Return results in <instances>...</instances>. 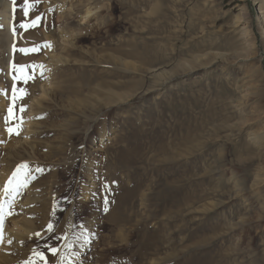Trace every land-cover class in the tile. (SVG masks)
I'll list each match as a JSON object with an SVG mask.
<instances>
[{
    "label": "rangeland",
    "instance_id": "1",
    "mask_svg": "<svg viewBox=\"0 0 264 264\" xmlns=\"http://www.w3.org/2000/svg\"><path fill=\"white\" fill-rule=\"evenodd\" d=\"M2 2L10 8L0 6V134L8 130L10 106L15 131L0 138V169L14 165L8 196L27 180L39 202L31 206L30 238L6 242L1 264H264V37L256 1L164 0L153 13L156 0H145L127 14L130 23L121 21L124 9L115 10L113 0ZM104 4L106 11L83 26L114 19L115 29L79 45L108 53L117 40L146 41L149 60L123 58L145 73L123 74L64 51L69 56L52 61L60 71L52 98L35 107L39 146L19 148V161H6L4 150L24 138L17 116L30 96H39L45 64L61 51L60 35L80 27L87 7ZM237 14L245 21L236 25ZM36 17L38 24L26 27ZM245 75L253 80L251 93L239 107L236 85ZM21 80L27 91L17 95L13 86ZM96 80L130 96L106 105L110 95L97 94ZM70 87L78 95L62 93ZM80 94L89 104L82 111L74 107ZM7 200L1 205L8 213L25 214Z\"/></svg>",
    "mask_w": 264,
    "mask_h": 264
},
{
    "label": "bare ground",
    "instance_id": "2",
    "mask_svg": "<svg viewBox=\"0 0 264 264\" xmlns=\"http://www.w3.org/2000/svg\"><path fill=\"white\" fill-rule=\"evenodd\" d=\"M133 1H134V4H132L130 2V0L129 1L113 0V4H114V9L115 10L124 9V12L122 14L123 17L121 19L122 22L124 21L125 23L126 22L130 23L129 19H132V17H130L128 19V15L127 14L131 13V12H134V13L137 12L138 9L142 8V5L146 3L145 0H133ZM162 1H164V0H156L155 5L151 8L153 13L157 12L158 9H161V8H159V3L161 4ZM255 1H256V4L258 5V11H259V16L257 17V23H258V26H260V29L262 31V35L264 37V0H255ZM3 5L5 6L6 9L10 8V4H6V3L4 4L2 2V0H1L0 1V6L3 7ZM104 7L108 8V5L106 6V4H104V5L98 6L94 10L92 8H90V7H87L83 11V13L79 14L80 18H79L78 22H79V24H81L80 27L77 28V30L71 29L70 31H67V32H66V30H64L65 33L60 35L61 46H62L61 47V51H60V53H57L56 51L52 52V54H50V59H49L48 63L45 64L46 67L44 68V70L42 72V74L44 75V76L42 75V80L44 81V83L40 85V94H39V96H37V97L35 95L34 96L33 95L30 96V98L28 99L29 102H30L28 104V108L23 113L20 112L18 114V116H17V122L18 123H19V121H23L24 122V124H23L24 130L22 131L24 133V138L20 137L17 141H15V143H14L15 146H10L9 145L8 146V152H7V150H4V154L7 153L6 154V158H5L6 161H8L10 159H13L15 162H18L19 160H17L16 158L19 155V153L17 154V152H18L17 150L19 148H24L25 149V146L29 145L30 146L29 150H32V148H34L35 145H37V147L39 146V142L37 140V138L39 136L38 133L42 132L43 129H41V128L39 129L38 126H36V122L37 121H35V120L38 119V115H39L40 112H36L35 111V107H36V105H40L42 98H46V99L49 100L50 98H52V96L50 95V92H55V89L52 88V86H53V83H54V79H56V77L60 75V71L55 70L54 64H52V61H53L54 58H56L57 60L61 61L62 59H60V58H64V56H69V54L67 52H64V51H68L70 53V56L72 58H74L75 60H80L81 59L84 62L85 58L87 57L88 58L87 62L88 61H93L94 63H107L110 67H112V69H114V71H115V69L117 67L118 68L121 67L122 68V73L125 74L130 69H134L135 70L136 68H135L134 65H132V62L130 63L129 61H125L123 58L132 57V58H136L138 62H142L143 63L151 55V53L149 52L150 49L147 46L146 41L138 42L136 39L127 40V41L117 40L116 43H114V46H112L109 42L105 41L104 42V46H109V47L112 46L108 53H105L104 52V48L100 47V46H95L94 49L89 48L86 51L83 48H81L82 45H79V43L83 44V41L87 42V41H90V40L95 42V40L98 37H100V36H102V35H104L106 33H108V34L110 33L111 34L112 30L115 29V27H116L115 24L117 22L114 21V19H110V20L106 19V22L104 20L102 26H100L101 22H98V23L95 24L93 29H89V28H86V27L83 26L84 23H86V24L90 23L91 20H94V19L98 18V15H101V13H100L101 10L102 11H106V9L103 10ZM112 10H113V7H112ZM6 15H7V13L5 14L4 18L7 20ZM161 15H163V14H160V12H159L158 15H157V18H156L157 21H158V19H162ZM104 16L105 15H102L101 20L103 19ZM134 16L137 17V15H134ZM59 17L63 18L62 15H60ZM65 19L66 18H63V20L61 22L63 23L65 21ZM244 21H245V16L237 14L235 16V19H234V24L237 25L239 23H243ZM50 22L51 21L46 22L47 26H48V24H50ZM65 23L67 24L68 22H65ZM158 26H159V24H158ZM144 27L145 26L140 27V31L141 30L143 31ZM42 33L45 34L44 36L46 38L49 36V34L46 32V30L44 28L42 29ZM140 35H142V32L138 33V36H140ZM98 39H100V38H98ZM55 47H56V45L54 46V48ZM76 56H80V57L77 58ZM239 60L240 59H238V60L235 59L234 61L238 62ZM107 69H108V67H107ZM135 71L144 74L146 70L138 67ZM237 82H238V84L236 85V89L238 90V93H239L240 96H239V101H237V105L236 106L243 107L242 106L243 102L248 101V97H249V95L251 93V90H249V89L251 88V84H252L253 80L251 79V77L245 75L243 77H240ZM26 83H27V81H24V80H21L20 82H18V90L19 89H24L25 90L24 92H26L27 91V87L24 85ZM112 86H115V85L113 83L109 84V82H107L106 80L105 81L104 80L103 81L96 80V87H98L97 90H99V92L97 94H100V92L103 91L104 93L110 95L106 99V103H105L106 105L113 104V96H117L118 99H122V100L127 99L128 96H130V93H128L126 95L117 94V92L114 91L113 88H111ZM65 92L73 93V94L75 93L76 95H78L77 88H73V87H70V88L66 89L62 93H65ZM21 93L22 92H20V91H16L17 95L21 94ZM68 97H70V96H68ZM73 97H76V96H73ZM82 97H81V99L79 98L80 100L76 101L77 105L75 104V106H74L75 110L82 111V109H85V108L89 107L87 98H85V97L82 98ZM75 100H74V102H75ZM72 102H73V100H72ZM2 105H3V103H2ZM80 108H81V110H80ZM90 109L94 111V109H92V107ZM95 109H97V108H95ZM2 118H3V122L5 123V113L4 112H3ZM14 118H15V116H14ZM7 121H8V124H9L8 126L14 129L15 126L10 123V120L7 119ZM1 124H2V122L0 123V125ZM68 128H77V127L67 125L66 129H68ZM186 129L188 130L189 127H186ZM14 131H15V129H14ZM13 133H9L8 130L7 131L5 130L3 132V134H0V138L3 135L4 138L7 137V138L11 139V137L13 136ZM104 135L103 134L98 135V139H99L100 142H101L102 138L106 136V135L105 136ZM247 135H249V137H250L249 139H251L252 142H254V143L260 142V140H261L260 137L257 136V134L255 135L253 133H249ZM28 139H30V140H28ZM50 148H51L50 152H53L52 147H50ZM62 148H63V151H64L65 150V145H63ZM32 158H33V156L31 157V159ZM33 159H35V158H33ZM10 162L11 161H9V164H7V165H9L8 167L0 169L1 170L0 171V174H1L0 177L2 178V181L0 182V205L5 199H8L7 200L8 202L5 201V202H7L6 204L11 203V205L12 204L13 205H18L17 208L18 207H19V209L23 208L21 210H24L23 212L25 214L21 215V217H17L18 215H16L15 213L14 214L16 216L15 215H11V214H7L8 211L6 209H4L6 214L3 216V219H5L6 222L3 223L4 231L2 230V228H0V264H1L2 260L3 261L5 260L4 258L6 257L1 252L4 249L7 250L8 245H7V247L5 246L6 242L11 241V240L16 241V242L17 241L20 242V241H22L24 239H29L30 238L31 231L34 230V228H35L34 223L30 219L31 216H33V214H34L33 213V208L31 206H35L34 204H36L37 200H38L37 199L38 193L36 194V192L33 190V188L29 187L28 183H26L27 180H25L26 178H24L23 175L22 176H23L25 182L20 181L19 186L12 187L11 191H10V192H12V196L11 197L8 196L10 194H9L8 191L7 192L5 191V187L8 186V184L10 183L9 182L10 179H9L8 176H12V174L14 173L13 169H12V166H14V165H13V163L11 164ZM67 166H69V165H67ZM0 167H2V166H0ZM20 176H21V174H20ZM80 176H81V174H80ZM83 178H84V175H83ZM11 181H12L11 185H14V180L11 179ZM87 181H88V179H87ZM45 182H46V180H45ZM35 183H34V185H36ZM166 183L168 185H173L170 182L169 183L166 182ZM31 186H33V185H31ZM37 188H38V186H37ZM40 188H42V187H40ZM172 193H174V192H171L170 194H172ZM87 195L85 194L84 196H87ZM184 199H185V196H184ZM164 201H165V197H164ZM38 202H39V200H38ZM3 205H5V204H3ZM5 206H8V205H5Z\"/></svg>",
    "mask_w": 264,
    "mask_h": 264
},
{
    "label": "snow or ice",
    "instance_id": "3",
    "mask_svg": "<svg viewBox=\"0 0 264 264\" xmlns=\"http://www.w3.org/2000/svg\"><path fill=\"white\" fill-rule=\"evenodd\" d=\"M28 2V0H25V3H27ZM25 15H27L28 14V9L27 8H25ZM39 17H36L35 18V20H33V21H31V23L30 24H28V25H26V27H35L37 24H38V22H39ZM35 50H37V49H35V48H33V49H20L19 51H22V52H27V51H35ZM13 67L14 68H17L18 70H23L24 69V65H19V66H17V65H13ZM29 79L31 78V77H28ZM14 79H15V77H14ZM16 91H20V92H24L25 90L24 89H16L15 88V86H13V93H15ZM15 99H16V97L14 96L13 97V101H15ZM21 111H23V108H21ZM12 118H14V115H13V108L10 106L9 108H8V116L6 117V119H8V120H11ZM8 131H9V133H12L13 132V128H11V127H9L8 128ZM20 167H26V165H21ZM15 175V174H14ZM15 191V190H14ZM105 203H107V201H106V199H105ZM105 210H107V209H105ZM6 213H5V211H4V209H3V206L2 205H0V222H2V220H3V216L5 215ZM7 214H10V213H7ZM48 227H49V229H51L52 228V225L51 224H49L48 225ZM36 235H39V233H37ZM11 241H9V243H10ZM68 247L69 248H71V244H69L68 245ZM53 253H55L56 252V249L55 248H53V249H50ZM37 255H40L41 257L43 256V254L42 253H37Z\"/></svg>",
    "mask_w": 264,
    "mask_h": 264
}]
</instances>
